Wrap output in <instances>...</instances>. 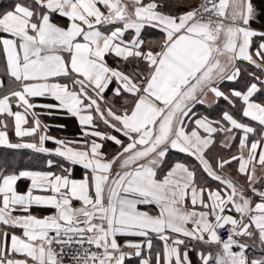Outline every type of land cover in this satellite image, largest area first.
<instances>
[{
  "label": "snow or ice",
  "instance_id": "obj_1",
  "mask_svg": "<svg viewBox=\"0 0 264 264\" xmlns=\"http://www.w3.org/2000/svg\"><path fill=\"white\" fill-rule=\"evenodd\" d=\"M0 264H264V0H0Z\"/></svg>",
  "mask_w": 264,
  "mask_h": 264
},
{
  "label": "crops",
  "instance_id": "obj_2",
  "mask_svg": "<svg viewBox=\"0 0 264 264\" xmlns=\"http://www.w3.org/2000/svg\"><path fill=\"white\" fill-rule=\"evenodd\" d=\"M61 122H63V121H61ZM53 131L55 132L56 130H55V129H53ZM57 134H59V133H57Z\"/></svg>",
  "mask_w": 264,
  "mask_h": 264
}]
</instances>
